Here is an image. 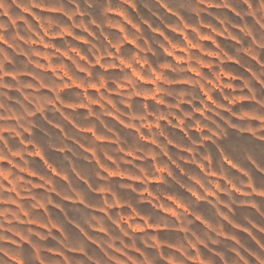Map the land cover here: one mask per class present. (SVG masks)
Wrapping results in <instances>:
<instances>
[{
  "label": "clouds",
  "instance_id": "obj_1",
  "mask_svg": "<svg viewBox=\"0 0 264 264\" xmlns=\"http://www.w3.org/2000/svg\"><path fill=\"white\" fill-rule=\"evenodd\" d=\"M0 264H264V0H0Z\"/></svg>",
  "mask_w": 264,
  "mask_h": 264
}]
</instances>
